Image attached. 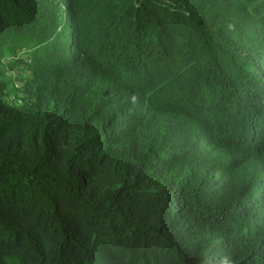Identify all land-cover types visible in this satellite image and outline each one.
<instances>
[{"label":"trees","instance_id":"obj_1","mask_svg":"<svg viewBox=\"0 0 264 264\" xmlns=\"http://www.w3.org/2000/svg\"><path fill=\"white\" fill-rule=\"evenodd\" d=\"M0 264H264V0H0Z\"/></svg>","mask_w":264,"mask_h":264},{"label":"rangeland","instance_id":"obj_2","mask_svg":"<svg viewBox=\"0 0 264 264\" xmlns=\"http://www.w3.org/2000/svg\"><path fill=\"white\" fill-rule=\"evenodd\" d=\"M13 74H14V75H19V74H20V73H19V68L15 69L14 72H13ZM25 74H27V73H25Z\"/></svg>","mask_w":264,"mask_h":264}]
</instances>
